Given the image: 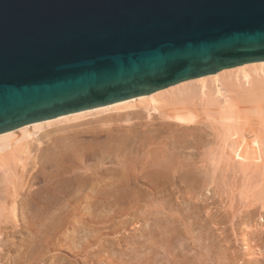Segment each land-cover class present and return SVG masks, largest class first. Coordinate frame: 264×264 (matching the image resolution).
Instances as JSON below:
<instances>
[{
    "label": "bare ground",
    "instance_id": "6f19581e",
    "mask_svg": "<svg viewBox=\"0 0 264 264\" xmlns=\"http://www.w3.org/2000/svg\"><path fill=\"white\" fill-rule=\"evenodd\" d=\"M263 113L264 60L0 133V264H264Z\"/></svg>",
    "mask_w": 264,
    "mask_h": 264
},
{
    "label": "water",
    "instance_id": "95a60500",
    "mask_svg": "<svg viewBox=\"0 0 264 264\" xmlns=\"http://www.w3.org/2000/svg\"><path fill=\"white\" fill-rule=\"evenodd\" d=\"M264 60V0H0V133Z\"/></svg>",
    "mask_w": 264,
    "mask_h": 264
},
{
    "label": "rangeland",
    "instance_id": "374dc122",
    "mask_svg": "<svg viewBox=\"0 0 264 264\" xmlns=\"http://www.w3.org/2000/svg\"><path fill=\"white\" fill-rule=\"evenodd\" d=\"M264 114V113H263ZM259 117H261L260 119H264V116H258V115H254V116H252V118H251V116H248V118L250 119V121L248 122V121H246L248 118L246 117V122L244 121V118H242V119H240L239 121H241L240 123L239 122H237L236 124H235V126H236V128H237V131H238V134H240L241 132V134L242 135H246L247 136V138L248 137H250V138H252V136L254 135V133H257L258 135H260V134H262L263 133V136H260V137H262V139L264 140V132H262V131H264V120H260L259 119ZM205 121V120H204ZM203 121V122H204ZM260 121H262V122H260ZM205 123V122H204ZM203 123V124H204ZM247 123H249V124H247ZM238 124H240V127L241 126H243V128L245 127V128H247V129H249V130H251L250 132H246V130H244L243 131V128L241 127V130H239L238 128H239V126H238ZM247 126V127H246ZM244 128V129H245ZM260 129V130H259ZM249 130H247V131H249ZM255 131V132H254ZM258 132H260V134L258 133ZM245 133H247V134H245ZM250 135V136H249ZM235 138H236V136H235ZM246 138V139H247ZM250 139H248V141H249ZM218 150V149H217ZM215 151H216V149H215ZM231 153H232V150H231ZM234 154V158L232 157V158H227V161H228V163H230V164H235L236 165V162H237V160H235L236 158H235V153H233ZM230 155H232V154H230ZM205 159H207V161H211V158H207V157H205ZM262 163V164H261ZM242 166H244V168L242 167ZM259 166V167H258ZM260 166H261V168H260ZM253 167V168H252ZM248 168V169H247ZM264 155L261 157V159L259 160V161H256V162H250V163H248V165H240L239 166V169H238V172H237V174H247L248 175V172H249V175L248 176H251L252 175V173L254 174V173H258V172H256L255 170H259L260 169V171H264ZM249 169H251V170H249ZM257 170V171H258ZM243 172V173H242ZM5 191V192H4ZM6 195H7V191H6V189H5V187L4 186H2V187H0V203L1 202H3L4 200H6ZM0 216H2L1 214H0ZM2 217H4V216H2ZM1 217V218H2ZM0 218V221H2V222H0V227L2 228V227H4V226H10L11 224L10 223H6V222H4L3 221V219L4 218H2L1 219ZM4 225V226H3ZM17 228H19V227H16L15 229H17ZM15 229H10V230H15ZM238 240L240 241V236H238ZM239 241H236V243H235V245L239 248L240 247V244H239ZM238 244V245H237ZM261 255H256V257H257V259H261L262 258V256L260 257ZM46 264H48V263H46Z\"/></svg>",
    "mask_w": 264,
    "mask_h": 264
}]
</instances>
